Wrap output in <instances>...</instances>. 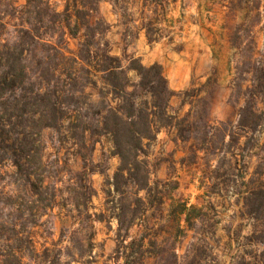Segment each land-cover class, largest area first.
<instances>
[{
	"label": "trees",
	"instance_id": "16d2710c",
	"mask_svg": "<svg viewBox=\"0 0 264 264\" xmlns=\"http://www.w3.org/2000/svg\"><path fill=\"white\" fill-rule=\"evenodd\" d=\"M23 1L0 0V264L89 262L94 222L109 212L118 221L115 259L145 264L144 239L126 242L154 205L147 155L162 130H174L197 151L218 156L224 150L230 176L241 167L242 180L259 156L247 183L256 182L258 190L248 200L264 210V62L239 58L233 80L236 97L244 101L239 120L215 121L202 89L173 91L161 65L112 53L110 26L99 16L100 4L109 0H64L62 8L52 0ZM175 97L181 101L177 110ZM47 131L71 145L82 172L60 157H46ZM102 137L109 138L120 165L107 182L105 212L95 214L90 174ZM160 193L158 207L164 204ZM55 210L71 227L49 243L53 233L45 217ZM186 211L181 214L190 227Z\"/></svg>",
	"mask_w": 264,
	"mask_h": 264
},
{
	"label": "rangeland",
	"instance_id": "374dc122",
	"mask_svg": "<svg viewBox=\"0 0 264 264\" xmlns=\"http://www.w3.org/2000/svg\"><path fill=\"white\" fill-rule=\"evenodd\" d=\"M52 1L62 8L64 0ZM99 16L110 26L107 38L114 55L128 53L145 66L161 65L173 91L202 89L211 119L237 124L244 101L236 97L233 80L240 57L253 55L264 62V0H109L100 4ZM71 48H76L73 41ZM180 105L175 97L173 108ZM45 143L46 157H60L73 172L83 171L81 158L71 145L58 142L57 133L47 131ZM112 150L109 138L102 137L93 152L95 214L105 212L107 182L120 165ZM228 158L224 150L218 156L197 151L174 130L159 133L147 155L154 205L129 231L126 242L144 239L145 264H158L162 257L164 264H174V254L178 264H264V210L260 202L257 210L258 203L248 200L257 183L247 184L259 156L243 180L241 167L230 176ZM160 192L164 204L158 207ZM185 208L190 227L181 214ZM45 220L53 233L49 243L71 227L58 210ZM94 230L92 257L77 264H125L124 257L115 259L118 221L110 212L104 221L94 222ZM137 252L138 246L135 258Z\"/></svg>",
	"mask_w": 264,
	"mask_h": 264
}]
</instances>
